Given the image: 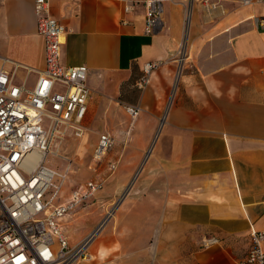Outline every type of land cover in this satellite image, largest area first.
Masks as SVG:
<instances>
[{"label":"crops","instance_id":"crops-1","mask_svg":"<svg viewBox=\"0 0 264 264\" xmlns=\"http://www.w3.org/2000/svg\"><path fill=\"white\" fill-rule=\"evenodd\" d=\"M129 1L136 0L48 2L49 15L66 29L59 63L87 69L91 98L81 121L82 144L84 129H96L95 112L105 113L111 104L123 111L125 106L139 108L124 150L131 160L137 161L144 149V159L149 151L150 156L137 175L132 198L111 221L110 230L120 232L116 251H125L132 263L139 258L142 264H238L249 246V230L264 231V31L253 23L264 18V0H219L223 15L210 23H203L194 7L189 59L181 64L173 89L182 9L164 3L160 29L147 36L142 0L125 15ZM153 61L162 64L145 87L137 88L141 65ZM0 67L14 70V83L28 88L34 72L43 68L32 0H0ZM104 132L113 139L105 130L100 134ZM109 164L116 167V161ZM65 168L52 170L60 174ZM62 220L56 224L63 235ZM135 226L145 233V254L134 255L142 245L134 239ZM205 236L217 238L218 245L201 249L199 240ZM108 245L105 239L91 258L101 256ZM261 247L264 252V241Z\"/></svg>","mask_w":264,"mask_h":264},{"label":"built area","instance_id":"built-area-1","mask_svg":"<svg viewBox=\"0 0 264 264\" xmlns=\"http://www.w3.org/2000/svg\"><path fill=\"white\" fill-rule=\"evenodd\" d=\"M48 2L32 0L35 32L43 41V68L34 72L32 86L14 83V70L8 72L0 67V264H78L87 261L91 258L90 245L118 209L117 205H111L100 221L71 247L56 224V220L74 206L99 191L101 183L88 180L80 189L71 191L67 201L51 205L69 165L60 174L45 165L50 141L59 134V129H67L74 138L82 137L81 121L90 91L86 86L84 65L68 67L59 63V46L66 29L49 15ZM140 2L125 3L123 14L129 15ZM141 3L145 8L142 32L147 36L160 29L164 3L182 9L181 37L173 55L178 64L174 76L176 83L181 64L189 59L188 28L193 8L199 9L203 23H210L223 15L219 0H142ZM253 23L264 31L263 17L254 18ZM161 64L162 61L143 63L137 88L145 87L151 72ZM124 111L134 119L139 108L125 106ZM112 145L113 139L106 132L100 134L92 160L100 161ZM33 156L38 158L37 161ZM115 168V164L108 165L111 173ZM54 178L58 179V184H53ZM52 238L56 239V245ZM154 240L155 234L151 237L150 249ZM248 241V249L238 264H264L261 247L264 231L250 229ZM218 243L217 238L205 236L199 240V247L208 249Z\"/></svg>","mask_w":264,"mask_h":264},{"label":"rangeland","instance_id":"rangeland-1","mask_svg":"<svg viewBox=\"0 0 264 264\" xmlns=\"http://www.w3.org/2000/svg\"><path fill=\"white\" fill-rule=\"evenodd\" d=\"M173 87L174 82L171 89H173ZM170 95L171 94L169 93L168 98ZM90 98L91 93L89 99ZM163 114L164 111L162 115ZM137 119L138 118L131 121L124 113L120 105L111 104V108H109L105 113H94L92 122L95 124L96 129H84V133L86 135L84 138L86 141L85 144H82L84 136L80 139L74 138L67 129H59V134L51 139L49 155L47 156L45 163L46 166L61 172L65 165H69V168L73 170L67 174L66 181L61 187L59 193L60 197L53 200L51 205L59 204L64 200L66 201L71 191L80 188L84 182L88 181L90 178L101 183V188L91 197L90 200L86 203L74 206L66 215L63 216V220L60 222L63 235L70 247L79 242L80 239H82L100 221L105 211L108 210L111 205L115 204V206L117 205V207H119L122 203L132 198L130 193L132 192V188L138 178L137 176L132 181V176L141 164L143 168L144 163L147 162L150 156L149 154L144 159L146 152L144 149L141 157L137 161L135 159L131 160V157H128L126 151L124 150L131 142L132 131L134 129L130 128L136 124ZM103 130L112 135L114 139L113 145L100 161L95 162L91 158L92 149L96 138ZM135 131L141 133V129H136ZM156 132L157 129H155L152 135L149 143L150 146ZM126 156L128 157L127 162L125 161ZM110 161H116V168L112 173L109 172L107 168L108 162ZM131 161H133V164H131ZM142 168L138 175L141 174ZM53 182L57 183L58 179L55 178ZM48 196L49 192L46 194V197ZM118 210H115L112 218L107 222L101 233L90 245L88 253L89 255L94 253L97 246L102 244L105 239H107V243H109L107 250H103V255H98L95 259L90 258L89 260L81 261L78 264L143 263L144 260L139 258H137L133 263L132 261L129 262L127 258L130 257V255H128L125 251L120 254L116 251L117 245L115 239L119 238L120 232L117 231L116 228L113 230L110 229L112 226L111 221H113L115 214L119 216ZM135 234L136 237L134 239L142 243V245H140L139 248H136L138 250L134 249V255L145 254V233L143 229H138V227H136ZM52 241L54 245H56V239L52 238ZM150 241L148 244H150Z\"/></svg>","mask_w":264,"mask_h":264},{"label":"bare ground","instance_id":"bare-ground-1","mask_svg":"<svg viewBox=\"0 0 264 264\" xmlns=\"http://www.w3.org/2000/svg\"><path fill=\"white\" fill-rule=\"evenodd\" d=\"M174 86H175V81H174ZM173 88H174V87H173ZM163 121H164V117L161 119L160 126L162 125ZM160 126H159V128H160ZM149 154H150V151L146 154V157H147ZM32 158H33V160H36V161H37V159H38L36 156H33ZM141 168H142V165H141V167L138 169V171H136V173H135V175H134V177H133V180L137 177V175L139 174ZM91 257H92V256H91Z\"/></svg>","mask_w":264,"mask_h":264}]
</instances>
